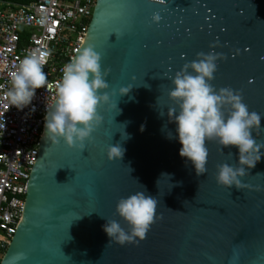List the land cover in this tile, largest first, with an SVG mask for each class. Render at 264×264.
Listing matches in <instances>:
<instances>
[{"label":"water","instance_id":"95a60500","mask_svg":"<svg viewBox=\"0 0 264 264\" xmlns=\"http://www.w3.org/2000/svg\"><path fill=\"white\" fill-rule=\"evenodd\" d=\"M88 45L107 70L109 102L97 108L101 121L83 150L43 135L23 218L0 264L17 252L26 254L19 264H264V156L239 188L219 185L217 166H235L236 148L205 141L206 171L196 176L158 116L175 106L167 95L175 72L211 51L219 54L212 86L238 91L261 115L253 134L264 143V0H98L81 49ZM125 122L130 138L121 140ZM117 142L123 157L110 161L106 149ZM140 184L157 200L153 223L142 240L109 242L102 225L115 219L127 231L115 205L143 191Z\"/></svg>","mask_w":264,"mask_h":264},{"label":"clouds","instance_id":"9594fccd","mask_svg":"<svg viewBox=\"0 0 264 264\" xmlns=\"http://www.w3.org/2000/svg\"><path fill=\"white\" fill-rule=\"evenodd\" d=\"M151 2L165 4V0ZM160 20V14L154 12L151 21L158 23ZM218 58V53L198 52L195 59L185 62L171 77L173 87L167 93L175 106H168L166 113L158 111V116L167 117L161 131L165 132L167 139L178 141L181 145L179 156L185 158L186 165H191L196 176L206 171L208 150L205 141L215 139L222 149L234 146L237 150L236 165L219 164L215 180L219 185L239 188L242 186L241 178L249 174V170L264 156V143H257L253 134L261 127V115L249 111L238 91L234 92L230 87L214 89L211 81ZM100 60L101 56L93 46L83 47L63 64L59 81L53 85L43 71L44 59L38 55H26L11 74V86L6 92L7 105L23 109L31 103L36 89L44 88L48 92L54 87L51 101L46 100L44 134L51 142L57 143L62 139L67 146H78L83 150L85 141L90 140L91 133L101 121L97 108L109 102V94L104 91L108 88L105 80L107 70L101 71ZM144 87L148 85L144 84ZM132 88V85L119 88L120 96L127 95ZM109 106L117 108V104ZM117 109L119 114L120 109ZM30 111H35V106ZM169 123L174 124V129H168ZM122 125L120 138L122 135L121 140H126L130 135L124 130L126 122ZM3 128V116H0V134ZM123 154L124 148L119 142L109 144L106 149V157L110 161L121 160ZM228 154L232 156L231 151ZM161 176L170 178V174L161 173ZM141 186L143 191L121 197L115 205V214L126 222L127 231L115 219L106 220L102 225L109 242L125 245L145 237L154 220L157 200L146 194V189ZM25 258L24 252H17L9 264H19Z\"/></svg>","mask_w":264,"mask_h":264},{"label":"built area","instance_id":"2783aa9c","mask_svg":"<svg viewBox=\"0 0 264 264\" xmlns=\"http://www.w3.org/2000/svg\"><path fill=\"white\" fill-rule=\"evenodd\" d=\"M98 0H0V262L24 214L29 178L44 135L46 92L36 89L31 103L7 105L10 78L26 55L44 59L43 71L55 85L61 67L78 54ZM35 106V111L30 109Z\"/></svg>","mask_w":264,"mask_h":264},{"label":"rangeland","instance_id":"374dc122","mask_svg":"<svg viewBox=\"0 0 264 264\" xmlns=\"http://www.w3.org/2000/svg\"><path fill=\"white\" fill-rule=\"evenodd\" d=\"M9 1H17V0H9Z\"/></svg>","mask_w":264,"mask_h":264}]
</instances>
